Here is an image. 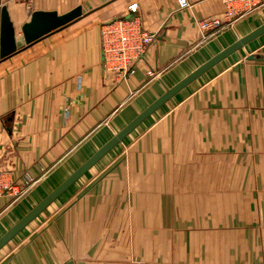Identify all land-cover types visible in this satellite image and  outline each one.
I'll return each mask as SVG.
<instances>
[{
  "label": "crops",
  "instance_id": "obj_1",
  "mask_svg": "<svg viewBox=\"0 0 264 264\" xmlns=\"http://www.w3.org/2000/svg\"><path fill=\"white\" fill-rule=\"evenodd\" d=\"M133 1L155 39L117 83L100 27ZM188 1L0 0L15 36L33 11L81 8L0 57V169L34 180L0 197V236L166 87L264 23L262 8L202 36L198 21L221 18L222 0ZM243 48L136 126L1 248L0 264H264V34Z\"/></svg>",
  "mask_w": 264,
  "mask_h": 264
},
{
  "label": "water",
  "instance_id": "obj_2",
  "mask_svg": "<svg viewBox=\"0 0 264 264\" xmlns=\"http://www.w3.org/2000/svg\"><path fill=\"white\" fill-rule=\"evenodd\" d=\"M81 15L79 6L65 12L57 14L55 11L36 10L31 13L29 21L21 26L22 34L15 36L14 27L9 19L5 7L0 12V57H6L25 44H29L39 37L62 27ZM264 34V23L257 26L252 31L238 38L205 62L200 64L189 74L184 76L171 87H166L165 92L156 100L143 109L136 117L128 122L122 129L115 133L108 141H106L94 154H92L84 163H82L75 171H73L66 179L48 193L41 201L23 215L16 223H14L7 231L0 236V249L8 243L21 229L37 217L47 206H49L60 194L69 188L77 179H79L90 167L100 160L107 152L117 145L126 135H128L136 126L144 119L158 109L162 104L173 97L178 91L186 85L201 76L204 72L212 68L218 62L222 61L235 51ZM259 58L258 55L249 54L246 59L253 60Z\"/></svg>",
  "mask_w": 264,
  "mask_h": 264
},
{
  "label": "built area",
  "instance_id": "obj_3",
  "mask_svg": "<svg viewBox=\"0 0 264 264\" xmlns=\"http://www.w3.org/2000/svg\"><path fill=\"white\" fill-rule=\"evenodd\" d=\"M178 8L190 5L188 0H176ZM224 10L221 18H204L198 21L202 36L213 35L239 18L264 5V0H222ZM138 3L127 5L125 14L105 21L100 27L102 67L115 73V82L128 79L136 63L143 57L155 34L148 32L138 17ZM148 74H152L148 71ZM34 182L29 174L13 180L10 171L0 169V197L10 196L17 200L24 196Z\"/></svg>",
  "mask_w": 264,
  "mask_h": 264
},
{
  "label": "rangeland",
  "instance_id": "obj_4",
  "mask_svg": "<svg viewBox=\"0 0 264 264\" xmlns=\"http://www.w3.org/2000/svg\"><path fill=\"white\" fill-rule=\"evenodd\" d=\"M262 8H264V5H262L261 7H259V8H257L256 10H254V11H252L251 13H249V14H252V13H254V12H258V11H260V10H262ZM249 14H247L246 16H248ZM246 16H244V17H246ZM244 17H242V18H244ZM242 18H239V19H242ZM238 20V19H237ZM227 26H229V25H227ZM226 28V27H225ZM225 28L224 29H222V30H219V33H221L222 31H224L225 30ZM218 33V34H219ZM218 34H215V36L216 35H218ZM214 35V34H213ZM257 42V41H256ZM241 50V51H240ZM240 50H238L241 54H246L247 52H248V50L247 49H244L243 47H242V49H240ZM30 190H28L27 192H26V194L29 192ZM25 194V195H26ZM38 218H40V215H38L37 217H35L34 219H33V221L32 222H30L29 224V227H28V229H30L31 228V226H33L34 224H35V222L38 220ZM8 246V245H7ZM6 246L3 248V249H1V251H0V253L1 252H3L4 250H6Z\"/></svg>",
  "mask_w": 264,
  "mask_h": 264
}]
</instances>
